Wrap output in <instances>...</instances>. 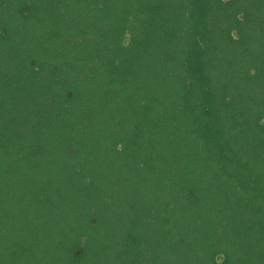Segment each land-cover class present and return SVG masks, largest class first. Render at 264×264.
I'll use <instances>...</instances> for the list:
<instances>
[{
    "label": "trees",
    "instance_id": "obj_1",
    "mask_svg": "<svg viewBox=\"0 0 264 264\" xmlns=\"http://www.w3.org/2000/svg\"><path fill=\"white\" fill-rule=\"evenodd\" d=\"M0 264H264V0H0Z\"/></svg>",
    "mask_w": 264,
    "mask_h": 264
}]
</instances>
